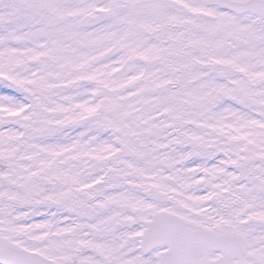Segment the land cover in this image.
Returning a JSON list of instances; mask_svg holds the SVG:
<instances>
[{
  "label": "snow or ice",
  "instance_id": "6c2138e0",
  "mask_svg": "<svg viewBox=\"0 0 264 264\" xmlns=\"http://www.w3.org/2000/svg\"><path fill=\"white\" fill-rule=\"evenodd\" d=\"M0 264H264V0H0Z\"/></svg>",
  "mask_w": 264,
  "mask_h": 264
}]
</instances>
